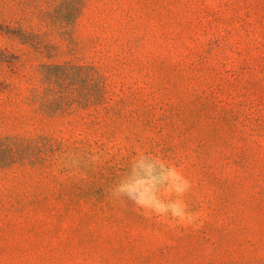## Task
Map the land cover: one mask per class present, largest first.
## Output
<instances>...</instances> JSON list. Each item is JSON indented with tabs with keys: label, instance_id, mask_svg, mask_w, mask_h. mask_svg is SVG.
Wrapping results in <instances>:
<instances>
[{
	"label": "rangeland",
	"instance_id": "rangeland-1",
	"mask_svg": "<svg viewBox=\"0 0 264 264\" xmlns=\"http://www.w3.org/2000/svg\"><path fill=\"white\" fill-rule=\"evenodd\" d=\"M26 29H0V136L37 148L0 167V264H264V0H88Z\"/></svg>",
	"mask_w": 264,
	"mask_h": 264
},
{
	"label": "trees",
	"instance_id": "trees-1",
	"mask_svg": "<svg viewBox=\"0 0 264 264\" xmlns=\"http://www.w3.org/2000/svg\"><path fill=\"white\" fill-rule=\"evenodd\" d=\"M87 1L0 0V27L15 30L11 32L13 36L29 38L31 32L26 28L38 21L48 25L51 33L63 35L82 14ZM30 147L37 149L36 145L27 139L0 136V167L6 168L15 163H24L25 150Z\"/></svg>",
	"mask_w": 264,
	"mask_h": 264
},
{
	"label": "clouds",
	"instance_id": "clouds-1",
	"mask_svg": "<svg viewBox=\"0 0 264 264\" xmlns=\"http://www.w3.org/2000/svg\"><path fill=\"white\" fill-rule=\"evenodd\" d=\"M169 176L175 182L176 191L183 194L189 188L188 182L177 172L174 168L169 169ZM131 189L129 186L121 183L114 190V194L117 196L128 195L130 199H134L131 196ZM134 202L141 208L149 209L153 213L161 216L171 215L177 220H187L189 223L194 222V217L190 216L186 210V205L182 202H174L172 204H164L159 201L145 199L143 197L134 199Z\"/></svg>",
	"mask_w": 264,
	"mask_h": 264
}]
</instances>
